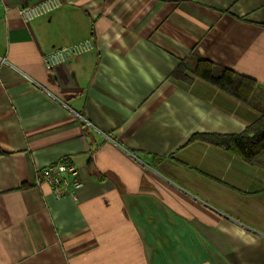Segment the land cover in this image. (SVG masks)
<instances>
[{
  "label": "crops",
  "instance_id": "obj_1",
  "mask_svg": "<svg viewBox=\"0 0 264 264\" xmlns=\"http://www.w3.org/2000/svg\"><path fill=\"white\" fill-rule=\"evenodd\" d=\"M0 0V264H264V152L234 135L264 105V0ZM95 47L52 69L42 54ZM191 58L257 81L252 103L173 72ZM70 157L82 181L35 183Z\"/></svg>",
  "mask_w": 264,
  "mask_h": 264
},
{
  "label": "trees",
  "instance_id": "obj_2",
  "mask_svg": "<svg viewBox=\"0 0 264 264\" xmlns=\"http://www.w3.org/2000/svg\"><path fill=\"white\" fill-rule=\"evenodd\" d=\"M172 74L175 78L185 81V83L191 82L199 76V78L210 82L211 85L225 90L246 103H252V95L257 89V81L254 79L227 68H220L211 61L200 58L183 61ZM262 96L264 97V95ZM192 138L218 145L246 161L254 160L264 152V105L261 108L260 118L249 124L240 134L227 136L199 134Z\"/></svg>",
  "mask_w": 264,
  "mask_h": 264
},
{
  "label": "built area",
  "instance_id": "obj_3",
  "mask_svg": "<svg viewBox=\"0 0 264 264\" xmlns=\"http://www.w3.org/2000/svg\"><path fill=\"white\" fill-rule=\"evenodd\" d=\"M62 5V0H42L40 3L22 7L19 12L27 22L44 13L54 11V9ZM94 47L95 44L92 39H83L42 54V61L47 68L52 69L67 61L69 62L72 58L80 57L90 50H94ZM35 183L39 186L43 184L50 185L52 195L56 199H61L65 196L76 198V192L82 186L79 169L71 158L67 156L61 157L56 162L50 163L42 168Z\"/></svg>",
  "mask_w": 264,
  "mask_h": 264
}]
</instances>
